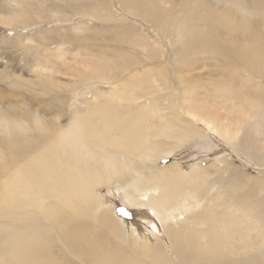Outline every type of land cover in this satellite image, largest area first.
Listing matches in <instances>:
<instances>
[{"label":"bare ground","instance_id":"obj_1","mask_svg":"<svg viewBox=\"0 0 264 264\" xmlns=\"http://www.w3.org/2000/svg\"><path fill=\"white\" fill-rule=\"evenodd\" d=\"M123 2L133 9L129 13L176 29L186 51L213 53L210 59L217 67L214 73L218 79H212L210 73L211 79L203 77L191 90L181 88L196 107L190 111L192 116L173 110V100L162 97L155 71L159 63L150 66L155 78L145 81L136 91L137 97L126 103L134 101L138 110L74 107L65 126L19 133L23 121L13 117L10 108H0V139L5 134L8 142L17 145L14 152L32 153L31 157H8L1 169L0 264H264V215L254 206L238 205L226 194L197 202L201 184L190 181L191 169L180 170L177 176L159 175L156 170L157 162L176 150L173 141L201 143L205 134L193 117L197 112L210 133H218L223 119L205 117L214 118L208 98L212 90H223L228 106L237 104L231 99V90L223 89L229 84L232 66L222 76L217 74L221 68L238 58L244 65L257 67L264 78V30L260 28L264 27V13L245 14L242 7L246 1L240 0H227L221 6L220 0H181L176 12V2L173 5L170 0ZM233 5L241 7L235 10ZM185 50L182 48L181 54ZM176 65L182 70L176 73H184L180 81L188 82L194 79L195 67L205 68L204 63L188 65L183 59ZM79 77L86 78L82 74ZM194 93L204 97L196 98ZM259 100L264 102V98ZM240 105L242 102L235 107ZM187 107L191 108L189 104ZM250 107L249 111H238L235 128L228 132L236 140L234 148L239 142L244 153L264 154V105L253 102ZM152 112V122H145ZM42 120L49 124L46 116ZM103 123H107L106 129ZM33 131L39 132L38 140ZM38 142L44 147L34 151ZM112 185L122 187L129 203L150 208L166 234L174 238L171 227H175L185 241L171 242L169 251L133 241L137 253L120 255L118 237L129 241L127 226L112 216H124L97 193L98 188ZM100 219L117 235V247L110 248L93 235L95 222Z\"/></svg>","mask_w":264,"mask_h":264},{"label":"rangeland","instance_id":"obj_2","mask_svg":"<svg viewBox=\"0 0 264 264\" xmlns=\"http://www.w3.org/2000/svg\"><path fill=\"white\" fill-rule=\"evenodd\" d=\"M220 1L219 6L227 0ZM240 1H246L247 5L242 7L245 14L264 13L261 6L264 0ZM170 2L173 5L176 2L174 7L177 8L173 10L176 12L181 0ZM233 7L237 10L241 6ZM130 10L133 9L123 0H0V108H10L13 117L23 121L17 132L42 131L46 126L49 131L65 126L74 107L124 106L138 110L139 105H133L134 101L126 103L137 97L145 81L155 78L154 70L151 74L149 72L154 63H159L155 65V71L163 88L160 91L162 97L173 100V110H182V114L192 116L190 111L196 107L181 92V88L184 86L191 90L203 77L211 79L210 73L212 79H218L214 73L217 67L210 59L213 53L200 49L186 51L176 29L164 28L160 22L145 20L129 13ZM260 28L264 30V27ZM182 48L185 54H181ZM180 59L188 65L204 63L205 68L199 66L192 70L195 75L193 81H180L179 77L184 74L176 73L182 71L176 65ZM231 66L229 84L223 89L227 87L231 90V99L237 104L242 102L240 108L235 107L237 104H226L223 90H212L208 98L214 118L205 117L211 121L217 117L223 119L218 133H210L197 112L193 117L205 134L201 143L173 141L176 150L171 157L160 159L156 170L159 175L177 176L180 170L190 172L191 169L190 181L201 184L197 188V202L202 199L204 203L209 198L226 194L238 205L254 206L257 212L264 215V154L244 153L239 148V142L234 148L236 140L228 132L235 128L240 116L238 111H249L253 102L264 105L259 100L264 98V78L257 67L244 65L238 58L217 74L222 76ZM79 74L86 78L79 77ZM200 91L204 93L206 90L200 88ZM194 95L196 98L204 97L198 93ZM184 103L187 104L184 106ZM188 104L191 106L189 109ZM102 111L104 109L101 108ZM42 116H46L49 124L42 120ZM153 117L154 112L147 116L145 122H152ZM2 120L0 113V122ZM106 127L107 123H103L102 128ZM33 136L38 140L40 134L33 131ZM16 146L8 142L3 134L0 139V181L1 169L8 162V157L32 155L14 152ZM105 146L112 147L109 144ZM43 147L38 142L33 150ZM256 161L259 165L255 164ZM97 193L124 216L121 218L116 213L112 216L120 218L127 226L129 243L121 241L122 236L118 237L120 255L137 253L131 245L133 241L165 251L172 248L171 242L185 241L175 227H171L174 238L166 234L150 208L129 203L121 186H103L97 189ZM95 227L93 235L100 243L106 242L110 248L117 247V235L110 231L105 221L98 220Z\"/></svg>","mask_w":264,"mask_h":264}]
</instances>
